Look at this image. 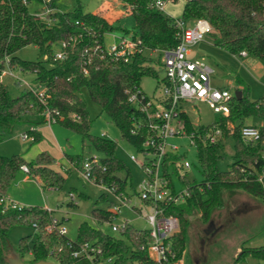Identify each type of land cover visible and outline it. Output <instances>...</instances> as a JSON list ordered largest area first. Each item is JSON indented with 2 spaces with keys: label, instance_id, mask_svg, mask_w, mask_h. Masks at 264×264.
<instances>
[{
  "label": "trees",
  "instance_id": "trees-1",
  "mask_svg": "<svg viewBox=\"0 0 264 264\" xmlns=\"http://www.w3.org/2000/svg\"><path fill=\"white\" fill-rule=\"evenodd\" d=\"M38 1L43 4L47 2ZM120 1L124 10L129 9L134 19L135 26L131 33L99 13L83 12L80 5L65 9L59 0H50L53 12L49 15L48 22L32 13L29 8L30 0H0V75L8 58L14 69L34 73L36 84L41 85L45 91V101L41 102L36 94L26 88L18 96H13L7 86L0 83V143L18 132L33 137V144L39 143L42 140L39 129L47 123L48 110L59 111L62 119L58 123L79 133L85 147L94 148L103 154L100 163L92 166V176L97 182L114 186L117 192L127 193L130 170L116 156L117 144L114 141L91 133L92 119L82 93L86 89L101 112L106 113L117 126L122 137L142 152L143 145L151 134L149 124L146 115L129 101V97L138 90L143 92L142 79L158 76V71L156 66L147 64L151 59L143 52L132 56L127 62L111 57H95L88 65L83 52L86 47L103 42L105 33L117 30L142 39L148 49H171L177 45L178 30L175 18L156 9L153 6L154 0ZM180 19L185 23L206 19L212 27L208 37L214 45L234 55L246 51L248 55L264 60V0H185ZM71 39L77 41L69 57L64 61L54 60L53 45ZM31 45L39 49L41 59L36 62L21 60L18 52ZM157 65L163 70L160 60ZM84 67H87L88 75L84 74ZM242 92L240 100H233L231 114L221 117L215 123L222 128L226 141L230 138L236 141L229 171L223 172L217 166V153L225 147V143L209 145L196 138L204 181L190 185L191 196L186 202L171 206L166 211L179 217L183 226V230L171 238L180 256L186 249V226L188 216L193 212H198L203 220L209 221L224 206V195L233 197L239 192L264 200V183L255 178L251 168L255 165L261 171L264 167L259 146L245 145L240 138V127L229 129L226 125L227 121L237 122L249 116L264 119V97L251 101L247 90ZM182 118L189 134H204L209 129L210 125L195 126L187 114H182ZM93 158L92 153L79 157L76 160L77 168L82 169L83 163L91 162ZM180 158L173 155L171 161L174 163ZM71 161L76 163L73 158ZM54 163L55 158L47 152L39 153L29 162L21 156H0V197L7 196L23 165L28 167V173L44 189L61 188L66 176L53 167ZM133 194H136L135 189ZM105 200L107 195L103 193L91 210V218L95 224L111 220L112 213L108 209L97 207ZM51 221V213L43 207L26 206L22 210L4 211L0 204V264H5L11 253L9 232L18 225L32 226L36 230L35 238L23 237L19 247L14 249L26 263L44 260L55 264H92L85 258H75L72 255L77 244L90 242L101 246L103 257H112V264H154L147 249H142L150 240L148 230H137L128 225L114 236L84 223L78 230V239L71 245L67 236L46 230ZM245 254L264 260V247L248 249L238 260Z\"/></svg>",
  "mask_w": 264,
  "mask_h": 264
},
{
  "label": "rangeland",
  "instance_id": "rangeland-1",
  "mask_svg": "<svg viewBox=\"0 0 264 264\" xmlns=\"http://www.w3.org/2000/svg\"><path fill=\"white\" fill-rule=\"evenodd\" d=\"M107 1L59 0V3L65 9H73L80 5L84 12H93ZM110 1L112 2V10H108V18L114 19L115 25L128 30L130 33L133 32L135 22L129 13V9L124 10L120 0ZM162 1L166 2L164 12L167 15L174 18L183 16L185 0ZM29 8L35 15L44 12V4L38 0H30ZM188 24L191 25L192 22ZM114 33L117 35L125 34L122 30H117ZM208 36L204 43L194 48L193 52L196 53V57L204 59L214 70L211 80L212 86L215 88L227 87L234 93L237 90H247L251 101L263 98L264 60L253 55L244 58L231 54L214 45ZM107 37V41L110 42L111 37L109 35ZM57 48L58 46H55V49ZM146 54L151 59L147 64L156 66L158 76L143 78L141 89L150 98L159 97L163 91L161 80L164 78V70H161L157 65L158 60H160L158 52H147ZM17 55L21 60L27 62H36L41 59L39 49L34 45L23 48ZM195 56L193 54L191 58ZM14 74L22 80L21 83L8 75L2 80L13 96H18L21 93L25 88L24 83L31 86L37 85L34 73H24L20 69H15ZM82 94L92 119L91 133L96 136H105L114 141L117 144L116 156L124 161L131 173V179L126 188L131 199L127 206L123 207L114 224L122 225L127 221L135 229L146 231L149 229L148 223L135 210V208H143V204L140 197L133 194V189L138 193L141 191L147 179L145 171L139 163L142 159V153L122 137L120 130L106 113L101 112L86 89L83 90ZM183 106L195 126H209L218 122L222 117L204 103L185 102ZM241 122L261 124V120L257 116L242 118L235 122V125L239 126ZM39 131L42 135V140L39 143L33 144V137L31 136L24 140L23 132H18L10 139L0 143V156L9 158L21 156L29 162L35 159L39 153L47 152L55 158L53 167L61 171L66 179L59 189H44L36 178L20 169L7 192L8 197L22 206H39L49 209L53 219L67 218L64 224L68 229L67 237L71 241L78 239V230L84 223L93 228H100L105 234L117 236L118 233L114 232L109 224H95L91 218V210L97 198L103 193L107 195V200L100 202L97 207L106 209L111 202L116 206H120L121 203L104 187L93 181H87L76 166V160L79 157L89 156L92 153L93 156L101 159L103 154L94 148L85 147L83 137L61 123L46 124ZM168 143L179 147L180 163L188 161L192 165L190 170L179 173L171 168L176 189L181 190L187 185L202 183L205 177L199 162L198 148L191 145L190 138L187 135L174 136L168 139ZM235 147V139L230 138L226 141L225 147L218 151L217 166L219 170L229 171V166L233 163ZM132 156L137 157L138 161H133ZM71 158L75 159L76 163L72 162ZM180 176L183 177L180 178ZM211 223H213L212 230L207 234ZM182 230L183 226L180 224L176 234ZM35 233L36 230L32 226L18 225L13 227L9 232L10 252L19 247L23 237L31 236L33 239ZM186 233L185 264H264L262 258L249 254H245L238 260L246 250L264 247V200L255 198L246 192H239L233 197L224 195V206L217 211L211 220H203L198 212H193L192 215L188 216ZM10 256L11 253L8 257Z\"/></svg>",
  "mask_w": 264,
  "mask_h": 264
},
{
  "label": "built area",
  "instance_id": "built-area-1",
  "mask_svg": "<svg viewBox=\"0 0 264 264\" xmlns=\"http://www.w3.org/2000/svg\"><path fill=\"white\" fill-rule=\"evenodd\" d=\"M50 0L44 2V12L37 14L39 19L50 22L49 15L53 12ZM153 6L164 12L166 2L157 0ZM170 16V15H169ZM177 32V45L166 50H151L144 46L142 39L134 37L133 34L117 35L114 32H107L103 35V42H97L92 47L84 49L87 65L91 64L95 57L129 61L132 56L138 53H155L158 52L160 61L163 65L164 78L161 81L163 91L161 96L150 98L141 90L133 93L129 97L140 112L146 115L148 120V128L150 135L143 145L142 159L140 166L144 169L147 176L141 191L136 195L140 197L143 208H135L141 217L149 225L150 240L146 247L149 258L154 264H185L184 255L177 254L171 238L178 232L180 227V219L176 215L166 213L171 206H177L186 202L191 196L190 186L187 185L181 190H177L172 178L171 168H174L177 173L180 171H188L192 165L188 161L180 163V160L172 163L171 157L178 155L179 147L170 145L168 139L174 136L187 135L190 138L191 145L197 147V139H202L203 142L209 145H215L218 142L226 143L223 130L215 123L209 126V129L204 134H189L184 127L182 114H186L184 110L185 102H199L209 106L215 113L228 117L231 114V106L236 98L235 93L230 88H215L211 84L214 70L205 62L204 59H193L190 57V51L193 47L201 42H204L212 32V27L206 19H197L191 25L185 23L180 18H175ZM77 24H80L77 22ZM111 37V41H107V36ZM76 39L62 41L54 44L53 55L54 60L64 61L72 52L76 44ZM55 46H58L55 49ZM239 57H248L246 51H242ZM9 59L5 61V68L0 75V83L5 76L14 77L19 81L22 80L14 74ZM83 72L88 75L87 67H84ZM25 88L38 97L41 102L45 101V91L41 85L31 86L24 83ZM62 119L59 111L47 112V123L49 125L58 123ZM260 125L241 122L240 138L242 142L250 147L259 146L262 160H264V119H261ZM226 125L229 129L236 127L235 122L227 121ZM24 140L29 138L27 133L22 135ZM197 138V139H196ZM133 161H138L137 157L132 156ZM100 163V158L94 156L91 162L85 161L82 169H79L82 176L87 181H93L98 185L110 191L121 203L116 206L113 202L110 203L108 209L112 213L111 220L104 224H109L114 232L120 233L129 224L124 222L122 225H115L114 221L122 212L123 207L130 202L131 195L126 192H117L116 188L109 187L102 182H97L92 176V166ZM255 178L264 183V167L260 171L255 165L251 166ZM21 169L29 172L26 165ZM243 170H246L245 168ZM183 176H180L182 178ZM135 195V194H134ZM0 204L3 210L13 209L22 210L26 206H22L17 202L12 201L9 197H0ZM134 208V207H133ZM49 213L51 210L46 209ZM64 220L53 219L46 228L48 232L57 231L62 236L68 235V229L65 226ZM36 226V225H34ZM71 245L75 244L70 241ZM72 255L75 258H85L92 264H112L113 258L103 257V249L101 246L90 242L77 244Z\"/></svg>",
  "mask_w": 264,
  "mask_h": 264
},
{
  "label": "water",
  "instance_id": "water-1",
  "mask_svg": "<svg viewBox=\"0 0 264 264\" xmlns=\"http://www.w3.org/2000/svg\"><path fill=\"white\" fill-rule=\"evenodd\" d=\"M235 97L238 100H240L243 97V92L241 90H237L235 92ZM212 227H213V223L210 224V228L206 232L207 234H209L211 232ZM5 264H55V263L50 262V261H44V260H41V261L35 262V263H26L23 261L20 254L14 250L11 252V256L7 258Z\"/></svg>",
  "mask_w": 264,
  "mask_h": 264
},
{
  "label": "crops",
  "instance_id": "crops-1",
  "mask_svg": "<svg viewBox=\"0 0 264 264\" xmlns=\"http://www.w3.org/2000/svg\"><path fill=\"white\" fill-rule=\"evenodd\" d=\"M111 4H112V2L110 1V0H108L102 7H100L99 9H96L95 11H93L92 13H99V14H101L103 17H105L107 20H109L110 22H112V23H114V19H112V20H110L108 17H109V15H108V10H112V8H111ZM84 12V11H83ZM85 13H88V12H85ZM205 42V41H204ZM204 42H201L200 44H198L197 46H195V47H193L192 49H191V51H190V57L191 56H193V54H194V56L196 55V53H194L193 52V50H194V48H197L199 45H201L202 43H204ZM193 59H199L198 57H194ZM40 130V129H39ZM38 181V180H37ZM39 182V181H38ZM39 184H40V182H39ZM41 185V184H40ZM7 197H8V195H7ZM60 220H64V221H67V218H65V217H63L62 219H60Z\"/></svg>",
  "mask_w": 264,
  "mask_h": 264
}]
</instances>
